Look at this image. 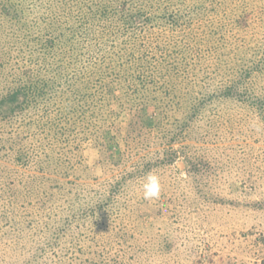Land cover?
Masks as SVG:
<instances>
[{
  "label": "rangeland",
  "instance_id": "374dc122",
  "mask_svg": "<svg viewBox=\"0 0 264 264\" xmlns=\"http://www.w3.org/2000/svg\"><path fill=\"white\" fill-rule=\"evenodd\" d=\"M122 1L129 26L88 16ZM24 84L0 264H264V0H0V93Z\"/></svg>",
  "mask_w": 264,
  "mask_h": 264
},
{
  "label": "trees",
  "instance_id": "16d2710c",
  "mask_svg": "<svg viewBox=\"0 0 264 264\" xmlns=\"http://www.w3.org/2000/svg\"><path fill=\"white\" fill-rule=\"evenodd\" d=\"M96 10L92 12H89L88 10V16H91L92 20L94 21L95 19L100 20L102 18L103 14L106 12V14H114L112 16L113 19H116L117 22H120L122 26H129L131 23L135 22L136 20H139L141 17V11H134L135 13L131 15V11L127 6V3L122 1L119 2L118 5L113 8L112 6H109V2L106 4H98L95 6ZM9 10L11 7L8 8ZM99 22V21H98ZM149 19H146L143 21V23H148ZM90 25V22H87ZM92 25V24H91ZM104 31H100V33H103ZM38 87H34L32 85H22L19 87H15V89H9L7 91H3L0 93V120L6 121L8 118H11L12 116L18 114V112L22 111L26 107H29V104H31L32 99L37 97L38 94L36 92V89ZM42 87H41V96H42ZM110 91V90H109ZM236 92V86H227L223 90H221V94L223 97H234ZM146 101L143 99L142 102L140 103V106L142 108L146 107ZM201 106V103L197 105H190L188 108V111L186 112V117L184 121L189 122L193 120L195 116H197L199 112V108ZM140 110V109H139ZM141 111V110H140ZM159 119H157V124H160V113L158 115ZM107 141H110L114 143V139L110 136H106ZM174 140V139H172ZM120 156L121 152L117 153V156ZM133 173H130L129 175H125L121 177V180H118L116 182V187L114 191H109L107 193V197H105L100 205H94V207L91 209L93 213H95L96 209L103 207L102 205L106 204L105 202L112 201L113 198L115 197V192L118 191L120 186L122 185L123 182L127 180V177H130ZM97 204V202H96ZM102 210V209H101Z\"/></svg>",
  "mask_w": 264,
  "mask_h": 264
}]
</instances>
